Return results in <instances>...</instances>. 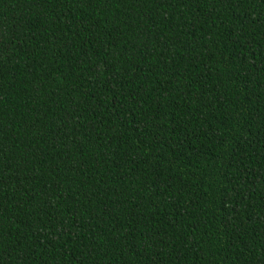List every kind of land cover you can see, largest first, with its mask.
Returning <instances> with one entry per match:
<instances>
[{"label":"trees","instance_id":"trees-1","mask_svg":"<svg viewBox=\"0 0 264 264\" xmlns=\"http://www.w3.org/2000/svg\"><path fill=\"white\" fill-rule=\"evenodd\" d=\"M0 264H264V0H0Z\"/></svg>","mask_w":264,"mask_h":264}]
</instances>
